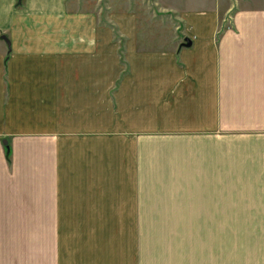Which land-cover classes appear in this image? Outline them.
<instances>
[{"label": "crops", "instance_id": "0c3cea01", "mask_svg": "<svg viewBox=\"0 0 264 264\" xmlns=\"http://www.w3.org/2000/svg\"><path fill=\"white\" fill-rule=\"evenodd\" d=\"M154 1L0 0V264H214L180 224L264 206V4Z\"/></svg>", "mask_w": 264, "mask_h": 264}, {"label": "rangeland", "instance_id": "374dc122", "mask_svg": "<svg viewBox=\"0 0 264 264\" xmlns=\"http://www.w3.org/2000/svg\"><path fill=\"white\" fill-rule=\"evenodd\" d=\"M144 1H148L146 8H150L152 11L156 8L153 6L158 5V2L155 5L154 0H68L67 6L68 9L84 12L83 14L94 13L96 22L104 26V42H109L110 34L113 37L117 35L111 26V11L120 14L126 13L127 9H130L137 2L136 10L143 14L144 4L142 2ZM164 1L167 0H159L161 6L167 5ZM171 1L178 4V0ZM239 1L241 0H231V3L237 5ZM251 1L252 4L256 5L264 4V0ZM144 10L146 11V9ZM118 39L121 48L123 37L119 36ZM246 201L245 199L231 200L232 221L229 223L180 224L181 229H177L182 231L181 239L185 244L183 246L190 247V233L198 230L200 257L208 253L214 264H264V206H253L248 211V208L238 205ZM259 202V200H253L255 205ZM255 208L256 213H254Z\"/></svg>", "mask_w": 264, "mask_h": 264}, {"label": "water", "instance_id": "95a60500", "mask_svg": "<svg viewBox=\"0 0 264 264\" xmlns=\"http://www.w3.org/2000/svg\"><path fill=\"white\" fill-rule=\"evenodd\" d=\"M1 38L4 40V42L8 45V41L6 40V38L4 36H1ZM185 41V45H189L190 41L186 38L184 39Z\"/></svg>", "mask_w": 264, "mask_h": 264}, {"label": "trees", "instance_id": "16d2710c", "mask_svg": "<svg viewBox=\"0 0 264 264\" xmlns=\"http://www.w3.org/2000/svg\"><path fill=\"white\" fill-rule=\"evenodd\" d=\"M6 152H7V150H6Z\"/></svg>", "mask_w": 264, "mask_h": 264}]
</instances>
